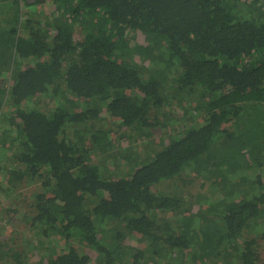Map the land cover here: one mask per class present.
Segmentation results:
<instances>
[{"label":"trees","instance_id":"16d2710c","mask_svg":"<svg viewBox=\"0 0 264 264\" xmlns=\"http://www.w3.org/2000/svg\"><path fill=\"white\" fill-rule=\"evenodd\" d=\"M0 195V264H260L264 0H0Z\"/></svg>","mask_w":264,"mask_h":264},{"label":"rangeland","instance_id":"374dc122","mask_svg":"<svg viewBox=\"0 0 264 264\" xmlns=\"http://www.w3.org/2000/svg\"><path fill=\"white\" fill-rule=\"evenodd\" d=\"M33 1L34 0H28V2H30V3L33 2ZM136 151L139 152L138 150H136ZM204 188L205 187H202L201 184L196 183V185L192 188V192H196L198 190H203ZM190 191H191V189H190ZM203 192H205V191H203ZM0 199H1V201H3V205H5V206L12 204V202L9 201V199L4 198L3 195H0ZM1 201H0V203H1ZM14 202L16 204L18 203L17 200H14ZM5 219H6V217H4V220ZM10 221L11 220H6L7 223H5L3 220L1 221V223H0V241L2 240V238H4V240H8L11 236H12V238L19 237V235L17 234V232L14 233L15 231H13V233H11L12 232V229L9 228V225L12 224V227L14 229H16V228L13 226V223H11ZM1 227H4L5 230H2ZM258 243H260V249H261V255H262V261H261L260 264H264V240L261 241L260 239H258ZM22 245L27 246L26 244H21L20 248L22 247ZM35 261H37V259L33 257L30 264H35Z\"/></svg>","mask_w":264,"mask_h":264}]
</instances>
